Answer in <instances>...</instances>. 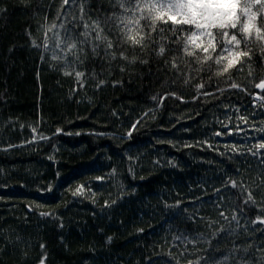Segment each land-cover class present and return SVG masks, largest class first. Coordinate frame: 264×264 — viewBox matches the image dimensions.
Instances as JSON below:
<instances>
[{"label":"trees","instance_id":"16d2710c","mask_svg":"<svg viewBox=\"0 0 264 264\" xmlns=\"http://www.w3.org/2000/svg\"><path fill=\"white\" fill-rule=\"evenodd\" d=\"M61 3L0 0V264L45 256L44 264H264V226L249 223L264 214V150L248 153L264 141V101L253 100L264 95L253 87L264 76V41L242 42L251 59L223 75L213 61L185 56L170 31L142 48L117 45L115 60L85 45L75 62L81 88L74 72L64 75L73 69L52 59L60 53L47 29L60 23ZM114 11L110 0H88L85 20L100 17L117 44L103 22ZM33 127L37 139L27 143ZM241 183L255 206L243 204Z\"/></svg>","mask_w":264,"mask_h":264},{"label":"snow or ice","instance_id":"6c2138e0","mask_svg":"<svg viewBox=\"0 0 264 264\" xmlns=\"http://www.w3.org/2000/svg\"><path fill=\"white\" fill-rule=\"evenodd\" d=\"M110 2L118 11L104 17L103 22L112 25L116 30L117 44H114L112 39L103 34L104 28L101 26L100 17L91 20V22L85 20V5L88 0H62L61 7L56 14V19L60 23H53L47 29L50 32L55 30L53 39L55 40V48L59 49L60 53H54L52 59L64 60L66 62L65 67L73 69V71H65L64 75H72L74 72L76 82L81 88L84 86L85 73L75 71V62L80 61L85 45L93 55H98V50L103 48L104 57L115 60L117 56L113 49L117 48V45L126 43L142 48L146 37L151 38L152 34L156 33L158 40L164 41L168 39L167 32L170 31L176 37L172 43L181 45L185 56L192 57L194 62L198 64L213 61L215 65L220 66L216 75H223L240 65L245 57L248 60L251 59L250 51L241 48L242 42L247 48L248 42L253 37L256 40L264 41V27L261 26L264 25V0H110ZM162 25H171V27L166 29ZM78 27L82 28V31L77 32ZM61 31L63 36H61ZM33 44L35 45L34 41ZM43 47L45 51L49 50L47 39L44 41ZM165 50L164 44L158 43L156 54L163 56ZM119 55L121 59H127L124 51L120 50ZM69 56L73 58L71 62H68ZM171 66L178 69L174 60ZM103 83L104 81L101 80L97 86L99 87ZM203 87V84L198 85V90ZM230 87L240 89V85L236 83H232ZM253 87L264 92V76ZM219 91H223V89H219ZM202 94L214 95L211 92ZM178 99L182 98L178 97ZM253 100L264 101V95L256 93L253 95ZM261 107H264V104H261ZM236 111L238 112L239 109ZM144 115L146 116L147 113ZM238 119L243 123L248 122L244 116H240ZM139 122L138 120L130 126L129 137ZM224 126L225 128L228 127V125ZM31 131L33 137L27 143H34L37 139L35 135L37 129L33 127ZM61 131V129H57L55 134H59ZM228 134H231V131ZM216 135L219 136L221 133L217 132ZM39 139L46 140L49 137L40 135ZM15 146L17 145H9V147ZM254 147L256 150L253 151L252 148H249L248 153L260 158L261 150H264V141H258ZM232 151L238 155L243 154L235 145L232 146ZM261 163H264V159H261ZM228 185L233 189L238 187L237 181L234 179L229 180ZM82 189L83 185L78 187L73 194H82ZM240 190L242 193H246V199L242 201L244 205L255 206L257 204L252 192L248 191L243 183L240 185ZM216 191L219 192L220 189ZM220 199L222 200L223 197ZM220 206L217 205V207ZM261 211L264 212V210ZM239 213L243 215V209H240ZM40 215L51 214L42 212ZM219 215L227 219L223 211H220ZM231 220L236 221L239 226L240 221L235 210ZM249 223L264 226V214L256 215ZM176 239L179 240L181 237L178 236ZM183 239L187 243L195 242V238L189 240L187 236H184ZM41 247L44 246L41 245ZM243 251L247 253L248 249L245 248ZM45 259L46 256L40 260L39 264H44Z\"/></svg>","mask_w":264,"mask_h":264},{"label":"water","instance_id":"95a60500","mask_svg":"<svg viewBox=\"0 0 264 264\" xmlns=\"http://www.w3.org/2000/svg\"><path fill=\"white\" fill-rule=\"evenodd\" d=\"M259 92H261V90L260 89H257Z\"/></svg>","mask_w":264,"mask_h":264}]
</instances>
